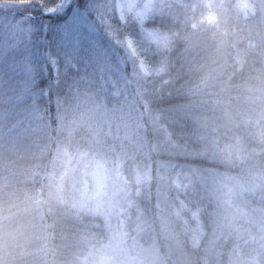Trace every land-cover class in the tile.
<instances>
[{
  "label": "snow or ice",
  "instance_id": "6c2138e0",
  "mask_svg": "<svg viewBox=\"0 0 264 264\" xmlns=\"http://www.w3.org/2000/svg\"><path fill=\"white\" fill-rule=\"evenodd\" d=\"M225 7L220 0H0V148L6 158L15 163L19 148L39 145L66 106L83 121L86 109L113 101L101 127L116 137L134 121L137 141L146 140L151 128L149 154L160 157L158 172L167 189H158L155 198L159 234L144 214L137 220L138 233L150 235L155 244L176 236L162 214L171 191L177 223L195 245L209 249L210 260H224L220 245L228 241L234 264H264V164L254 166L216 134L197 137L200 149L177 138L170 124L177 114L194 115V105L156 107L173 92L187 94L186 86L177 84L192 69L203 41L198 34ZM252 9L253 17L264 16V0ZM33 11L43 17L38 25ZM180 41L183 47L177 49ZM43 79L45 86L37 84ZM218 156L224 170L200 163H214ZM237 167L240 172L233 174ZM197 189H211L213 207L200 202Z\"/></svg>",
  "mask_w": 264,
  "mask_h": 264
},
{
  "label": "clouds",
  "instance_id": "9594fccd",
  "mask_svg": "<svg viewBox=\"0 0 264 264\" xmlns=\"http://www.w3.org/2000/svg\"><path fill=\"white\" fill-rule=\"evenodd\" d=\"M117 7L122 6L117 4ZM227 15L226 9H221L216 22L205 23L198 38L208 39L213 45L226 41L231 35ZM123 20L121 15V22ZM129 26H132L131 20ZM176 47L182 49L183 41ZM173 59H178V52L173 54ZM114 106L115 102L104 101L88 108V119L83 121L77 119L72 107L66 106L46 138V155L52 170L45 169L39 187L27 191L21 217L13 219L16 216L13 214L0 224L4 250L0 264H17L15 257L23 252L33 230L45 232L57 223L58 218L71 222L73 243L61 258L43 264H234L230 242L220 245L223 261L210 260L209 249L204 244L195 245L184 234L175 218L177 197L171 191L162 214L167 216L176 236L161 237L163 245L155 244L152 237L141 243L150 235L138 233L137 220L141 214L150 217L159 234L155 198L158 189H167L158 172L160 157L156 153L149 154L152 133L151 138L148 132L146 140L127 143L118 137H89L88 127L101 126L104 112ZM144 136L141 132V137ZM192 141L194 147L202 148L197 137ZM177 163L184 161L177 159ZM200 163L220 170L225 168L222 156L214 163L207 160ZM231 171L236 174L240 168ZM32 175L40 173L33 172ZM197 191L200 202L213 207L208 200L211 189ZM24 264L40 262L25 261Z\"/></svg>",
  "mask_w": 264,
  "mask_h": 264
},
{
  "label": "trees",
  "instance_id": "16d2710c",
  "mask_svg": "<svg viewBox=\"0 0 264 264\" xmlns=\"http://www.w3.org/2000/svg\"><path fill=\"white\" fill-rule=\"evenodd\" d=\"M255 2L259 3L260 0H255ZM32 14L36 18L34 23L38 25L43 17H40L39 12L36 11H33ZM18 15H22V13H18ZM250 27L248 35L251 38L254 36V32L264 37L263 16L259 15ZM260 41L263 40L260 39ZM217 43L213 45L208 39L201 41V47L193 57L199 55L202 59L200 62H193L192 69L185 70L177 84L178 87L180 84L185 85L187 94L177 95L173 92L171 97H166L163 103L156 105L157 109H169L174 105H194V115L177 114L176 120L170 124V131L179 139L193 140L201 135L216 133L219 137V117L223 116L225 111L235 113V116L240 118V125L247 117L256 118L254 115L256 108L246 100L250 97L251 90L261 87L264 83V71L254 76H248V72L236 75L226 70L221 71L219 53L224 45ZM211 56H213L214 64L212 66L203 64V62L209 63ZM263 58L264 54L256 53L251 58V66L256 65L263 69L264 64L261 66ZM37 84L45 86L47 79L38 80ZM237 118L234 119L237 120ZM144 124H148L147 117L144 119ZM226 124L227 121H225ZM93 127L94 125H91L87 129L91 138H93ZM224 131H227L226 127ZM101 137L112 138L114 136L113 133H104ZM116 137L124 140L125 143L136 141L135 122L129 121L126 127L122 126ZM149 138H151V128H149ZM46 144V138H43L39 145L25 144L18 149V155L14 157L15 163L11 159H7L6 154L0 148V224L4 223L6 218L12 217L13 214H16L13 219L21 217L22 202L27 191L39 187L40 176L45 169L52 170L46 155ZM40 152L42 154H39ZM33 172L40 173V175L33 176ZM49 222H51V218H49ZM73 238L74 229L71 222H65L62 218H58L57 223L45 232L33 230V235L23 252L15 257L17 264H24L25 261L43 264L44 261L61 258L70 250ZM150 239L151 236H146L141 240V243ZM2 242L3 236L0 235V256L4 255ZM160 244L163 245V240H160Z\"/></svg>",
  "mask_w": 264,
  "mask_h": 264
},
{
  "label": "rangeland",
  "instance_id": "374dc122",
  "mask_svg": "<svg viewBox=\"0 0 264 264\" xmlns=\"http://www.w3.org/2000/svg\"><path fill=\"white\" fill-rule=\"evenodd\" d=\"M143 2H148V0H143ZM220 2L226 6L224 9H226L228 14L226 18L229 22L232 36V39L222 47L219 53L221 56L220 70H226L236 75L248 72V76L263 73L264 58L261 63L263 69L256 65L251 66V58L256 53L261 52V54H264V45L259 43L261 36H253L252 39H249L244 31H240L241 28L248 27L256 18V16L250 15L253 10V2L251 0H220ZM245 16H247V19H245ZM212 57L209 63L203 62V64L212 66L214 64ZM201 59L202 57L199 55L193 57V61L196 63L197 61L200 62ZM248 79L251 80V78ZM246 102H249L252 107L256 108L254 115L258 120L250 116L240 125V118H237L235 113L225 111L223 116L219 117L220 133L219 137L216 134V138L225 147H230L233 150L238 149L243 152L252 161L254 166H258L264 163V83H262L261 87L251 90L250 97ZM234 118H237V120ZM225 121H227L226 125ZM256 123L259 124L257 125ZM225 127L227 131H224ZM104 133L110 134L106 127L102 128L101 126L97 127L94 125L92 131L93 138H101ZM234 136L238 138L237 143H232V137Z\"/></svg>",
  "mask_w": 264,
  "mask_h": 264
},
{
  "label": "bare ground",
  "instance_id": "6f19581e",
  "mask_svg": "<svg viewBox=\"0 0 264 264\" xmlns=\"http://www.w3.org/2000/svg\"><path fill=\"white\" fill-rule=\"evenodd\" d=\"M40 14V13H39ZM40 17H41V14H40ZM40 154V153H39Z\"/></svg>",
  "mask_w": 264,
  "mask_h": 264
}]
</instances>
